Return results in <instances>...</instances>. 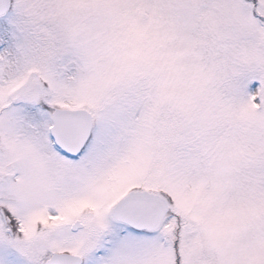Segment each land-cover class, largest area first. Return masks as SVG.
<instances>
[{"label":"snow or ice","instance_id":"obj_1","mask_svg":"<svg viewBox=\"0 0 264 264\" xmlns=\"http://www.w3.org/2000/svg\"><path fill=\"white\" fill-rule=\"evenodd\" d=\"M0 264H264V0H0Z\"/></svg>","mask_w":264,"mask_h":264}]
</instances>
